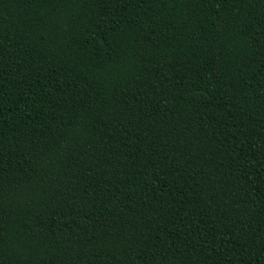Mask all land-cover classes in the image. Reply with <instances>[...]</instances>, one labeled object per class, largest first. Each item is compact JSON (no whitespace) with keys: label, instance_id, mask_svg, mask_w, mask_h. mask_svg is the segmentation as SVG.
Masks as SVG:
<instances>
[{"label":"trees","instance_id":"16d2710c","mask_svg":"<svg viewBox=\"0 0 264 264\" xmlns=\"http://www.w3.org/2000/svg\"><path fill=\"white\" fill-rule=\"evenodd\" d=\"M0 264H264V0H0Z\"/></svg>","mask_w":264,"mask_h":264}]
</instances>
